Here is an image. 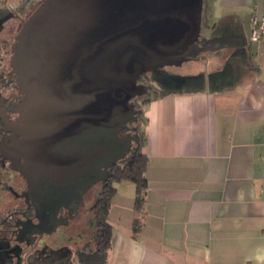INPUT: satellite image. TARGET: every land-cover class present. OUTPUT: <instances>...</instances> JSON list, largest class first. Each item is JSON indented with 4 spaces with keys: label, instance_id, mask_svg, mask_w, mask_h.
I'll return each instance as SVG.
<instances>
[{
    "label": "crops",
    "instance_id": "crops-1",
    "mask_svg": "<svg viewBox=\"0 0 264 264\" xmlns=\"http://www.w3.org/2000/svg\"><path fill=\"white\" fill-rule=\"evenodd\" d=\"M208 3L212 32L225 44L144 98L145 200L138 214L135 187L124 196L123 182L115 185L104 264H264V36L249 41L264 0ZM80 219L64 232L77 231L60 242L65 252L50 250L45 264H81L72 243L93 235Z\"/></svg>",
    "mask_w": 264,
    "mask_h": 264
},
{
    "label": "water",
    "instance_id": "water-1",
    "mask_svg": "<svg viewBox=\"0 0 264 264\" xmlns=\"http://www.w3.org/2000/svg\"><path fill=\"white\" fill-rule=\"evenodd\" d=\"M202 7L203 0H43L21 19L9 65L23 97L7 150L36 205L38 223H28L40 233L66 225L131 151L122 132L135 118L130 101L145 91L140 77L200 58ZM60 209L67 217H57Z\"/></svg>",
    "mask_w": 264,
    "mask_h": 264
},
{
    "label": "rangeland",
    "instance_id": "rangeland-1",
    "mask_svg": "<svg viewBox=\"0 0 264 264\" xmlns=\"http://www.w3.org/2000/svg\"><path fill=\"white\" fill-rule=\"evenodd\" d=\"M43 0H0V70L3 69L5 72H7V64L11 58L12 55V46L15 41V37L17 35V32L20 28V21L21 19H26V17L41 3ZM212 23L210 19L207 17V20L204 21L201 24V31H200V38H210L211 41L215 43H207L201 54H200V60L205 58V55L208 53V50H215L217 49V45H223L225 42H222L218 38V34L215 32H212ZM213 37L219 39L218 41L215 40ZM214 39V40H213ZM203 40V39H202ZM220 42V43H219ZM192 61L184 62L180 66H174V67H162L157 70L148 72L147 74H144L141 77V80L139 79V83L145 86L144 94L140 97H136L132 99L130 102L134 104V107L136 109H140L141 105L144 101V98L148 95L149 89H152L154 87H158L160 83L166 82L169 83L172 78L175 76H178L177 73H185L192 69ZM141 118L139 117V122L136 124L133 122L128 130H125V133H131V129L136 127L138 125V129L140 131V123ZM131 154V151L126 155V158ZM120 164V161L118 162ZM10 178L4 174V172L0 169V217H5L8 212L12 209H19L22 205L20 202H15L13 197L10 195L9 192L6 191L5 188H7L8 185L11 184L9 181ZM134 185L130 182H123L121 186V194H124V196H127L130 191H133ZM102 188V185L100 183L95 184L92 186L89 191H87V195L84 199L82 209L80 211V217L81 221L79 222L80 229L83 230V233L86 237H91L93 235V217L92 213L90 212V206L96 198L98 197V194ZM128 189L130 191L128 192ZM135 190V189H134ZM135 196V193H134ZM77 226V225H76ZM63 228L59 229L56 233L52 234L49 237L48 246H51L54 249L50 250H59L62 248V245L60 242H62L65 238L73 237L69 235L71 232L74 235L76 233L74 230L69 231L68 233H64ZM66 231V230H65ZM65 234V235H64ZM46 240L47 238H43ZM77 239V238H75ZM90 240V239H88ZM77 241V240H74ZM92 241V239H91ZM42 243V242H41ZM78 244H82L81 242H78L77 244L75 242L72 243V249L73 252L76 254L82 247ZM89 244V243H88ZM55 245V246H54ZM91 245V243H90ZM89 245V246H90ZM54 246V247H53ZM66 247L62 248L60 251L61 254L65 252ZM22 251V252H20ZM0 262L2 264H14L15 257L17 256L20 260L18 264L23 263L25 261L26 263L29 262L30 258H26L28 253L30 252L28 249L24 248V246L21 248H16L14 245L9 244L5 241H0ZM50 253L47 251V254ZM23 254L24 257L22 256ZM77 257V256H76ZM66 263V262H65Z\"/></svg>",
    "mask_w": 264,
    "mask_h": 264
},
{
    "label": "flooded vegetation",
    "instance_id": "flooded-vegetation-1",
    "mask_svg": "<svg viewBox=\"0 0 264 264\" xmlns=\"http://www.w3.org/2000/svg\"><path fill=\"white\" fill-rule=\"evenodd\" d=\"M9 63L10 60L7 64V72L3 69L0 70V169L10 178L9 181L11 184L5 188L6 191L10 193L15 202H20L22 206L19 209L10 210L5 217H0V241L12 244L14 247L20 248V250L24 246V248L30 251L27 255V257L30 258L29 262L32 261V264H45L50 258L47 251L50 252V249H53L51 246H48V236H51L62 228L64 232L65 230H71L73 221L78 219L80 215L84 199L88 192L84 195V199L77 210V214H74L73 218L70 219L66 225L58 226L54 232L50 234L40 233L43 231V228L36 229L34 228L35 226L28 223L30 220L34 224L38 223V220L35 218L36 205L27 193L28 188L26 180L15 170L13 167L14 164L12 165L10 161L9 156L13 155L12 152L7 150V147L12 144L14 126L20 117V106L23 97V94L18 90L15 76ZM125 134L124 129L122 135ZM20 161L21 160H19V162ZM67 214V210L60 209L57 217H67ZM17 222L18 224L20 222L23 223V229L27 231V236H23L26 232L21 231L19 234V230L22 227L17 225ZM29 233L32 234V239ZM43 238L47 239L44 240Z\"/></svg>",
    "mask_w": 264,
    "mask_h": 264
},
{
    "label": "trees",
    "instance_id": "trees-1",
    "mask_svg": "<svg viewBox=\"0 0 264 264\" xmlns=\"http://www.w3.org/2000/svg\"><path fill=\"white\" fill-rule=\"evenodd\" d=\"M208 2L209 0H203L201 24L207 20L209 14L210 7ZM135 110L136 114L133 122L137 124L140 117L142 120L140 123L141 129L139 131L138 125L131 129V133H129L133 142L131 154L120 161V164H115L111 169V176L101 183L102 188L90 208L94 223V233L91 241L92 247L90 244H87L81 248L83 250L76 252L77 260L81 264H104L106 261V254L110 247L112 234V226L108 222V213L112 204V199L116 194L115 185L117 183L130 182L134 185L135 197L133 207L138 214L142 210L147 191L145 172L148 158L142 151L146 142L142 126V112L140 109L135 108ZM132 123L126 125L125 130H128ZM138 222V218L133 222L132 230L134 233L139 229L140 225Z\"/></svg>",
    "mask_w": 264,
    "mask_h": 264
},
{
    "label": "built area",
    "instance_id": "built-area-1",
    "mask_svg": "<svg viewBox=\"0 0 264 264\" xmlns=\"http://www.w3.org/2000/svg\"><path fill=\"white\" fill-rule=\"evenodd\" d=\"M251 30L249 41L256 43L264 36V14H257L253 11L251 14Z\"/></svg>",
    "mask_w": 264,
    "mask_h": 264
},
{
    "label": "bare ground",
    "instance_id": "bare-ground-1",
    "mask_svg": "<svg viewBox=\"0 0 264 264\" xmlns=\"http://www.w3.org/2000/svg\"><path fill=\"white\" fill-rule=\"evenodd\" d=\"M101 184V183H100ZM102 185V184H101Z\"/></svg>",
    "mask_w": 264,
    "mask_h": 264
}]
</instances>
